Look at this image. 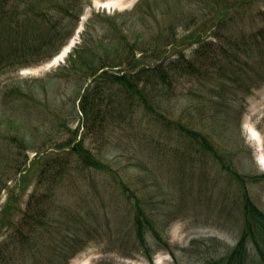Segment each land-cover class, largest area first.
Masks as SVG:
<instances>
[{
	"label": "rangeland",
	"instance_id": "rangeland-1",
	"mask_svg": "<svg viewBox=\"0 0 264 264\" xmlns=\"http://www.w3.org/2000/svg\"><path fill=\"white\" fill-rule=\"evenodd\" d=\"M231 1L226 14L227 0H83L79 19L66 20L75 31L63 60L0 75V264H205L234 247L245 187L264 211V48L222 60L223 78L210 69L178 73L171 83L148 71L182 56L203 68L193 36L222 53L228 38L240 44L258 30L264 0ZM213 20L230 21L214 28ZM102 63L111 66L99 70ZM105 69L129 74L141 94L104 74L84 113L80 99ZM20 80L34 91L25 101L38 115L16 103ZM4 112L32 127L14 130ZM169 120L203 133L245 182ZM82 157L109 169L88 168ZM32 201L44 220L25 238L19 230ZM139 203L155 228L145 246L135 231ZM249 248L247 264H262Z\"/></svg>",
	"mask_w": 264,
	"mask_h": 264
},
{
	"label": "trees",
	"instance_id": "trees-1",
	"mask_svg": "<svg viewBox=\"0 0 264 264\" xmlns=\"http://www.w3.org/2000/svg\"><path fill=\"white\" fill-rule=\"evenodd\" d=\"M250 1L253 2L255 0H242L241 4ZM83 6V0H0V75L10 73L13 70L17 71L22 68H27L29 66L50 61V59H52L61 51L62 47L66 44L75 31V28L74 30L73 28H67L69 27V24L66 20H78V16L84 9ZM233 6L234 3L232 4L231 0H227V3H225L226 14L230 13L229 11ZM262 18L264 19V13ZM213 21L215 28L225 21L227 22L230 20ZM198 33H200V31ZM190 34H192V32ZM215 35L219 36L218 33H215ZM195 37L196 36L191 37L193 39L190 43H199V49L196 53L197 55L199 54V56L204 55L205 59L207 60L205 65H203V68L201 65L198 67L196 63L192 62L193 60L186 61L185 56H182L181 58L178 57L171 59L168 63H165V58H163L160 64L158 63L155 67L149 66L148 71L159 72L160 76L164 80H167V82L171 83V78H176L178 73L195 75L202 72L207 73L210 69L211 73L214 75V78V72H216L214 69L221 71L218 75V78H223L225 76L226 69L221 66L222 60L227 61L231 60L232 58H238L236 56L237 50H248L251 46L253 47V45H255L256 48H264V20H262L258 30L244 36L242 43L239 44L237 41H235V39L228 38V46L223 47L222 53L214 50V42H212L213 40L210 42L211 47H208L209 45H207V43H205L203 46L201 45L203 41L202 36ZM188 38L189 37L187 36L185 40H188ZM170 39L174 38L168 37L167 40L169 41ZM246 59L250 60L251 55L247 54ZM259 61L260 63H264L263 55ZM84 63L88 66V69L96 68V65L92 64L93 62H90V60H85ZM184 63L186 64V68L180 69ZM110 66V64L102 63L97 68L100 70L104 69V67L109 68ZM263 73L260 74V79H262V82H264ZM104 74H108L109 78L113 80V82L119 83L128 91H136L141 94L140 89H137V84L135 85V83H133L129 74H118L116 72L110 73L108 69H105L98 78H93V83H95L93 88L88 87L84 96L80 99L82 109L81 111L84 113H88L90 111V107H88V105L91 103L88 102V97H90L92 92H94V89L99 86L98 83L100 80H102V76ZM131 74V76H134L133 73ZM17 89L18 93L21 94L20 98H23V100H20L19 98L16 103L23 105L27 114L26 116L29 117L38 115L34 114V111L32 110L31 105L33 104L27 103L25 101V99H33L36 97L34 91L29 89L26 85V82L23 83L22 80H20ZM244 90H246L245 92L249 93L251 88H245ZM143 97H145L146 100V96ZM149 106L152 107L153 105L149 104ZM15 109L18 110L16 107H10L11 112H14ZM20 111H23L21 106ZM6 113L5 115L7 117H4V119L11 123V126L14 130L21 131V128L27 127V124H29L30 128L32 127L33 122L31 123L30 119L19 117V120L16 122L9 118L10 116ZM168 122L171 124L175 123V127L179 130L178 132L180 134L187 135L192 140L204 145V147L206 146V148L211 151L213 159L218 162L224 170H227L229 173H231L236 179L239 180L241 184L245 182V178L240 176V173L235 170V168L232 166V162L225 158L227 156H222L221 152L217 149V146H215L206 136H204L203 133L196 130L195 128L186 126L181 121L174 122L169 120ZM25 133L26 130H24L23 137H25ZM185 133H188L189 135ZM14 139H16L17 142L20 140L18 135L14 137ZM78 143L80 144L77 145L76 143L74 150L80 153L82 145L81 142ZM81 160L82 163H84V166L88 168L93 167L102 171H107L109 169V166L105 164V162H101L97 158L92 157L86 159L82 157ZM260 177L264 179V173L260 174ZM249 195L250 193L245 187L242 196L243 205L241 206L243 208L244 225L242 227L243 229L238 241L228 253L218 258H213L211 261L208 260L205 264H247L249 260L248 258L250 257V245H252V248L255 250L261 263L264 264V211L261 209V207H258V205L253 201L252 197ZM35 206L36 205H34L32 201L27 207V211L24 212V222L22 223V227H20L19 230L22 237L28 238L31 235L33 236L35 230L44 220L43 215L39 214V210H37ZM13 207L14 203L9 202L6 207H4V215H10L12 213L11 211L14 210ZM136 212L137 216L134 222L136 228V238L141 245L145 246L147 231L150 228H155L152 223L149 222L150 220L147 216V213L145 212V208L140 205V203L138 204ZM40 215L43 218L42 221ZM24 226H27V229L23 228ZM26 231L27 233L25 234Z\"/></svg>",
	"mask_w": 264,
	"mask_h": 264
},
{
	"label": "bare ground",
	"instance_id": "bare-ground-1",
	"mask_svg": "<svg viewBox=\"0 0 264 264\" xmlns=\"http://www.w3.org/2000/svg\"><path fill=\"white\" fill-rule=\"evenodd\" d=\"M75 42V41H74ZM73 44V40L71 41V43L62 50V52L60 53V55L56 56L53 60H52V64H56L57 62L63 60L64 56H66L67 52L69 51V47L72 46Z\"/></svg>",
	"mask_w": 264,
	"mask_h": 264
}]
</instances>
